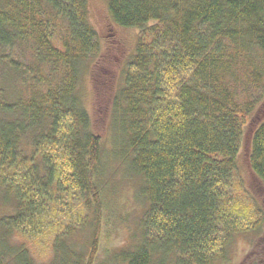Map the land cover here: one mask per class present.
<instances>
[{
  "label": "trees",
  "instance_id": "obj_1",
  "mask_svg": "<svg viewBox=\"0 0 264 264\" xmlns=\"http://www.w3.org/2000/svg\"><path fill=\"white\" fill-rule=\"evenodd\" d=\"M107 5L140 29L113 97L112 154L148 205L138 242L105 263L226 264L235 236L262 227L237 175L264 100V0ZM100 49L88 0H0V192L15 208L0 216V264H43L27 241L45 237L47 264L95 261L115 184L80 84ZM249 160L264 184V119Z\"/></svg>",
  "mask_w": 264,
  "mask_h": 264
},
{
  "label": "rangeland",
  "instance_id": "obj_2",
  "mask_svg": "<svg viewBox=\"0 0 264 264\" xmlns=\"http://www.w3.org/2000/svg\"><path fill=\"white\" fill-rule=\"evenodd\" d=\"M88 6L91 22L99 34L101 49L90 60L91 69L81 80L80 94L91 116L93 130L102 139L108 178L115 184L109 200L112 208L104 214L93 262L106 264L109 255L138 242L140 218L148 205L146 198L140 197L142 179L139 176L125 175L123 171L126 172L129 166H123L112 154L113 142L114 145L116 143L117 150L122 147L116 136L117 132L114 133L111 128L113 97L123 83L124 70L128 59L135 52L140 29L116 24L109 14L107 0H88ZM263 119L264 100L249 117L245 127L237 175L247 196L250 195L251 202L260 207L262 227L260 231H244L235 236L229 251L230 260L226 264H264V184L252 171L249 160L253 132ZM1 194L0 192V216L14 214V203L4 202ZM84 233L81 234L82 238H77L81 243L87 238V233ZM86 241H90V238ZM27 242L37 261L47 264L53 256L52 247L48 245L49 239L37 238Z\"/></svg>",
  "mask_w": 264,
  "mask_h": 264
}]
</instances>
